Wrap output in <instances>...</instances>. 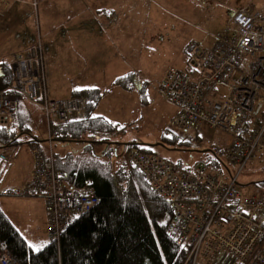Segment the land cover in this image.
Here are the masks:
<instances>
[{
    "label": "built area",
    "instance_id": "built-area-1",
    "mask_svg": "<svg viewBox=\"0 0 264 264\" xmlns=\"http://www.w3.org/2000/svg\"><path fill=\"white\" fill-rule=\"evenodd\" d=\"M33 1L0 0V15L11 3L30 4L36 14ZM233 24L235 38L221 40L210 49L187 47V70L168 67L157 87L163 100L177 107L173 125L179 130L190 132L206 125L231 137L222 156L232 171L224 176L198 165L188 173L140 150L133 149L127 156L149 187L170 205L168 233L186 250L183 264H264V196H247L238 186L250 162L264 164V12L245 8L234 15ZM44 51L38 35L31 49L13 56L9 91L39 108L49 133L53 123L81 120L88 101L48 98ZM14 115L15 102L1 95L0 128L9 129ZM32 156L25 182L1 188L0 194L42 200L46 240L59 247L65 230L99 200L89 181L82 187L65 181L55 168L51 148L48 154L33 148ZM11 157L0 153L4 164ZM0 264L18 263L0 248Z\"/></svg>",
    "mask_w": 264,
    "mask_h": 264
},
{
    "label": "rangeland",
    "instance_id": "rangeland-1",
    "mask_svg": "<svg viewBox=\"0 0 264 264\" xmlns=\"http://www.w3.org/2000/svg\"><path fill=\"white\" fill-rule=\"evenodd\" d=\"M130 1L123 0L121 5L117 0H47L38 7V24L34 13L32 20L34 39L44 37L43 15L51 17L47 24H54L56 33H67L66 41L72 39L68 33L75 19L74 32L80 36L71 40L78 46L66 47L64 55L54 51L44 54L47 91L55 99L66 98L70 90L79 88L101 92L96 115L109 120L118 130L110 140L114 144L93 145L94 154L103 161L109 153L112 164H119L129 144L155 145L166 134L175 136L176 144L150 148L155 155L183 167L201 164L213 152H221L230 140L206 125L190 134L177 129L172 123L176 107L156 93L157 86L168 67L187 70V47L210 49L221 40H232L237 35L235 13L245 7L264 12V0H134L132 5ZM23 5L34 10L30 4ZM52 13L59 17L55 23ZM31 38L21 37L24 40L19 49L30 44L34 40ZM44 48L48 52L51 47ZM19 49L13 53L10 45L6 53H12L3 59L12 66L13 56L21 53ZM71 49L75 52L71 53ZM32 105L27 107L31 116L28 128L31 137L40 142L39 151L48 154L51 148L53 154L63 155L78 154L83 149L82 145L51 142L43 114ZM1 153L12 156L10 163L4 164L8 168L0 189H5L20 181L33 156L27 144ZM255 182H264V164L250 162L239 176L238 185L247 196L264 194V184H252ZM37 200L0 196L1 210L25 241L34 246L46 242L42 208Z\"/></svg>",
    "mask_w": 264,
    "mask_h": 264
},
{
    "label": "trees",
    "instance_id": "trees-1",
    "mask_svg": "<svg viewBox=\"0 0 264 264\" xmlns=\"http://www.w3.org/2000/svg\"><path fill=\"white\" fill-rule=\"evenodd\" d=\"M12 82L11 62L0 60V96L15 102L13 125L9 129L0 128V153L24 144L39 149L40 142L31 137L28 128L31 116L27 107L30 103L21 95L9 91ZM71 98L87 99L84 117L67 124H51L49 137L53 143L82 145L83 149L78 154H53L54 165L65 175L68 184L82 187L89 181L99 204L75 219L63 233L59 247L46 240L38 242L36 246L39 250L29 247L0 208V248L6 250L18 264H183L186 250L178 246L168 233L172 219L170 205L149 187L142 174L127 160L128 153L133 149L155 155L150 148L174 145L177 138L164 134L155 145L131 143L121 163L116 161L112 164L109 153L103 161L94 154L93 147L114 144L110 140L118 130L109 120L96 115L102 99L101 92L94 88L82 89L72 92ZM224 135L231 141L229 135ZM224 149L213 152L201 164L175 165L188 173L195 166L203 165L226 176L232 169L222 156ZM7 168L0 161V183Z\"/></svg>",
    "mask_w": 264,
    "mask_h": 264
},
{
    "label": "crops",
    "instance_id": "crops-1",
    "mask_svg": "<svg viewBox=\"0 0 264 264\" xmlns=\"http://www.w3.org/2000/svg\"><path fill=\"white\" fill-rule=\"evenodd\" d=\"M37 1L38 2H37V7H36V19L39 21L38 7L40 5H42L43 3H45V1H47V0H37ZM117 1H118V3H121V5H123V3H124L123 0H117ZM138 1L136 3H138ZM130 4L131 5L134 4V0H131ZM244 9H242V10H244ZM242 10H239V11H242ZM239 11H237L236 13H238ZM57 17H58L57 15H54L52 13V19H53L54 23H55V19ZM32 20L34 21V16H33L32 9L29 6L23 5L21 3H13V4H11L9 6V8L5 11L4 14L0 15V60H5V59H3L4 57L9 56L12 52L13 53L16 52L19 49V46L20 47L23 46L21 42L24 39L21 40V37H23L24 35L30 36V37L32 36V38L34 39V31H33ZM49 20H51L50 16H44L43 15V17H41V23L43 24V27L45 28L46 31L44 32V37L43 38L40 37L41 38L40 40H41V43L43 44L44 47L45 46L46 47H48V46L51 47L48 50V52H45L44 54L51 53L52 51H54V52H58V55H60V53H62V55H64L67 52L66 47H70L71 48V46H73V47L74 46H78L76 41H71V40H73V38H79L80 37L79 35H77L76 32H74L75 31V27H76L75 22H77V21H75V19H73V21L71 20L72 21V25L70 26V32L68 33V37L70 36L69 38H72V39L71 40L67 39L68 41H66V39H64L66 37L67 33L65 35L61 34L60 32L56 33L55 30L57 29V27H55L54 24H53V26L52 25H48L47 22ZM18 37H20V38L18 39ZM10 45H12L13 51L8 54L6 52H7V49L10 47ZM32 47H33V41L30 44L28 43V45H26V47L19 49L20 50L19 52L24 53V52L28 51L29 48H32ZM74 52L75 51L73 49H71V53H74ZM58 55L53 57L52 59L53 60L57 59ZM44 57H45V55H43V64H44ZM46 82H47V80H46V77H45V88H46V93L48 95V98L50 100H57L55 98H51L50 97V95H49V93L47 91ZM79 89L70 90V92H69V94L67 95L66 98H59V99H69V98H71L72 92L77 91ZM82 89H88V88H81L80 90H82ZM175 112H176V110H175ZM175 112H174V114H175ZM31 166H32V164H31ZM31 166L27 169L26 173L20 179V181L17 182V184H14V185L19 186L27 179V177H28V175L30 173V170H31ZM14 185H12V187H14ZM37 201H38L37 203L42 208V215H43V219H44V224L46 225V216H45V212H44V203L40 199H38ZM44 230H45V226H44Z\"/></svg>",
    "mask_w": 264,
    "mask_h": 264
},
{
    "label": "snow or ice",
    "instance_id": "snow-or-ice-1",
    "mask_svg": "<svg viewBox=\"0 0 264 264\" xmlns=\"http://www.w3.org/2000/svg\"><path fill=\"white\" fill-rule=\"evenodd\" d=\"M29 247L34 248V250H39L37 246L31 245V244L29 245Z\"/></svg>",
    "mask_w": 264,
    "mask_h": 264
},
{
    "label": "bare ground",
    "instance_id": "bare-ground-1",
    "mask_svg": "<svg viewBox=\"0 0 264 264\" xmlns=\"http://www.w3.org/2000/svg\"><path fill=\"white\" fill-rule=\"evenodd\" d=\"M25 100V99H24ZM26 102V101H25ZM32 106H34V105H32ZM39 109V108H38ZM45 119V118H44ZM46 122V121H45ZM45 126H46V124H45Z\"/></svg>",
    "mask_w": 264,
    "mask_h": 264
}]
</instances>
